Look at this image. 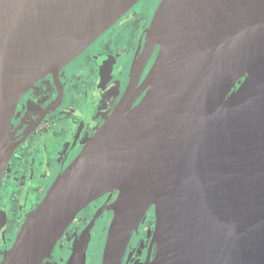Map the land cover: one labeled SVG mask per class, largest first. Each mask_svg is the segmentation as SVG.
<instances>
[{
  "label": "water",
  "instance_id": "95a60500",
  "mask_svg": "<svg viewBox=\"0 0 264 264\" xmlns=\"http://www.w3.org/2000/svg\"><path fill=\"white\" fill-rule=\"evenodd\" d=\"M137 1L0 0V182L19 97ZM113 189L100 264H122L151 206L148 255L132 264H264V0H160L121 98L0 264H42L82 207ZM88 228L63 264H86Z\"/></svg>",
  "mask_w": 264,
  "mask_h": 264
},
{
  "label": "flooded vegetation",
  "instance_id": "af4514ba",
  "mask_svg": "<svg viewBox=\"0 0 264 264\" xmlns=\"http://www.w3.org/2000/svg\"><path fill=\"white\" fill-rule=\"evenodd\" d=\"M140 2L133 4L56 74L50 72L39 78L19 97L11 118L17 145L0 182V217L4 211L11 214L10 222L0 228V260L23 223L18 220L19 211L25 216L34 206L31 197L23 205L26 194L39 192L37 180L46 183L45 193L55 176L109 117L124 93L132 65L145 51L146 32L160 0L150 16L148 12V16H142V11H136L128 18L130 10ZM156 53L157 47L149 53L138 75L139 93L133 105L145 93L144 78ZM117 194L116 189L106 191L82 207L56 242L54 255L49 258L53 264H63L73 237L85 226H89V243L94 235L105 230L113 213L108 206ZM100 207L103 209L95 218ZM154 223L151 206L133 232L122 264L146 259ZM153 250L154 244L151 255Z\"/></svg>",
  "mask_w": 264,
  "mask_h": 264
},
{
  "label": "rangeland",
  "instance_id": "374dc122",
  "mask_svg": "<svg viewBox=\"0 0 264 264\" xmlns=\"http://www.w3.org/2000/svg\"><path fill=\"white\" fill-rule=\"evenodd\" d=\"M156 2H157V0H141L140 3H138L135 7L132 8V10H130V13L128 14V18L136 11H142L141 12L142 16H145V15L148 16V13L150 16L152 14V12L154 11V7L156 5ZM143 5L146 6V8H144ZM143 8H144V10H142ZM134 20H135V17H134ZM36 185L39 186V190H38L39 192L37 193L36 191H31V192L29 191L24 198L23 205H26V203H28V201H29V198L31 197V201H32L33 205L35 206L38 203V200L40 199V197L42 198V195L44 196V194L46 193L47 190L44 193V188L46 186V183H41L40 180H37ZM34 206L32 207V205H31L30 210H32L34 208ZM21 213L22 212L20 210L19 216H18L19 222L20 221L22 222V220L24 221L25 216L27 215L26 214L24 216ZM81 213H83V211ZM10 216H11V214H8L7 211L3 212V214L0 217V219H1L0 220V228L5 227L10 222ZM106 230H107V227H105V230L102 233H99V234H96L93 236L92 241L89 243V246L87 249L86 264H100L101 256H102V250H103L104 241H105ZM1 232H2V230H1ZM54 264H57V263H54Z\"/></svg>",
  "mask_w": 264,
  "mask_h": 264
},
{
  "label": "bare ground",
  "instance_id": "6f19581e",
  "mask_svg": "<svg viewBox=\"0 0 264 264\" xmlns=\"http://www.w3.org/2000/svg\"><path fill=\"white\" fill-rule=\"evenodd\" d=\"M42 264H53V261L50 259H47Z\"/></svg>",
  "mask_w": 264,
  "mask_h": 264
}]
</instances>
